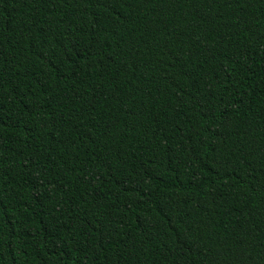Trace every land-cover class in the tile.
Returning <instances> with one entry per match:
<instances>
[{
    "label": "trees",
    "instance_id": "obj_1",
    "mask_svg": "<svg viewBox=\"0 0 264 264\" xmlns=\"http://www.w3.org/2000/svg\"><path fill=\"white\" fill-rule=\"evenodd\" d=\"M0 264H264V0H0Z\"/></svg>",
    "mask_w": 264,
    "mask_h": 264
}]
</instances>
